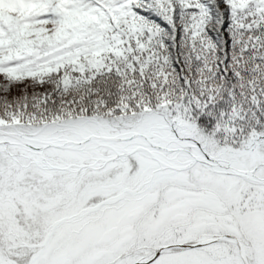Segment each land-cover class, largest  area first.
<instances>
[{
  "label": "snow or ice",
  "instance_id": "obj_1",
  "mask_svg": "<svg viewBox=\"0 0 264 264\" xmlns=\"http://www.w3.org/2000/svg\"><path fill=\"white\" fill-rule=\"evenodd\" d=\"M0 264H264V0H0Z\"/></svg>",
  "mask_w": 264,
  "mask_h": 264
}]
</instances>
